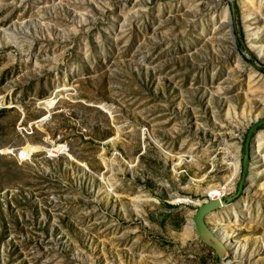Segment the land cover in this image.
Wrapping results in <instances>:
<instances>
[{
  "label": "rangeland",
  "instance_id": "374dc122",
  "mask_svg": "<svg viewBox=\"0 0 264 264\" xmlns=\"http://www.w3.org/2000/svg\"><path fill=\"white\" fill-rule=\"evenodd\" d=\"M1 110L0 264H264V0H0Z\"/></svg>",
  "mask_w": 264,
  "mask_h": 264
},
{
  "label": "water",
  "instance_id": "95a60500",
  "mask_svg": "<svg viewBox=\"0 0 264 264\" xmlns=\"http://www.w3.org/2000/svg\"><path fill=\"white\" fill-rule=\"evenodd\" d=\"M263 126L264 119L254 124L249 129V132L247 134V140L245 144L246 151L243 159V178L239 193L241 192L242 185L246 179V171L249 161V148L252 137ZM237 196L238 195L229 196L223 194V196H219L218 198H210L199 205L194 215V226L196 229L197 236L217 253L222 264H225L226 260L230 256V249L228 248L227 244L216 233V230H214L210 226L208 222V216L211 213L232 204Z\"/></svg>",
  "mask_w": 264,
  "mask_h": 264
},
{
  "label": "bare ground",
  "instance_id": "6f19581e",
  "mask_svg": "<svg viewBox=\"0 0 264 264\" xmlns=\"http://www.w3.org/2000/svg\"><path fill=\"white\" fill-rule=\"evenodd\" d=\"M33 150H35V149H33ZM167 153H168V151H167ZM169 153L171 154V152H169ZM239 169H240V165L239 164H236V174H237V172H238ZM228 190L229 189H227V188H225L223 190L222 189H219V188H213L209 192H210V194L215 195L218 198L219 196H222ZM220 236H221L220 238L223 241L229 240L228 239L229 238V233L227 231L222 232Z\"/></svg>",
  "mask_w": 264,
  "mask_h": 264
},
{
  "label": "built area",
  "instance_id": "2783aa9c",
  "mask_svg": "<svg viewBox=\"0 0 264 264\" xmlns=\"http://www.w3.org/2000/svg\"><path fill=\"white\" fill-rule=\"evenodd\" d=\"M23 154H24V152H23V151H21V152H20V157H21V156H23ZM210 198H216V196H215V195H212V194H210Z\"/></svg>",
  "mask_w": 264,
  "mask_h": 264
},
{
  "label": "trees",
  "instance_id": "16d2710c",
  "mask_svg": "<svg viewBox=\"0 0 264 264\" xmlns=\"http://www.w3.org/2000/svg\"><path fill=\"white\" fill-rule=\"evenodd\" d=\"M3 111H5V110H1L0 112H3Z\"/></svg>",
  "mask_w": 264,
  "mask_h": 264
}]
</instances>
